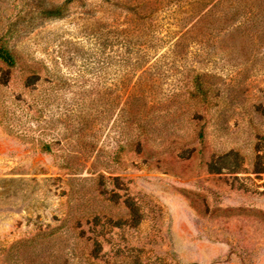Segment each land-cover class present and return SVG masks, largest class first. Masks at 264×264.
I'll return each mask as SVG.
<instances>
[{
	"label": "rangeland",
	"instance_id": "obj_1",
	"mask_svg": "<svg viewBox=\"0 0 264 264\" xmlns=\"http://www.w3.org/2000/svg\"><path fill=\"white\" fill-rule=\"evenodd\" d=\"M0 45V264H264V0H0Z\"/></svg>",
	"mask_w": 264,
	"mask_h": 264
},
{
	"label": "trees",
	"instance_id": "obj_2",
	"mask_svg": "<svg viewBox=\"0 0 264 264\" xmlns=\"http://www.w3.org/2000/svg\"><path fill=\"white\" fill-rule=\"evenodd\" d=\"M238 4V3H237ZM232 6L229 2L227 6H224L222 9V17L223 21L221 23V28H231V27H238L241 24L247 27H250L249 23V8L240 9L237 5L235 7L230 8L228 6ZM245 9V10H244ZM49 12H56L55 10L47 11ZM0 59L9 67L14 66L15 60L13 54L5 47L0 45Z\"/></svg>",
	"mask_w": 264,
	"mask_h": 264
}]
</instances>
